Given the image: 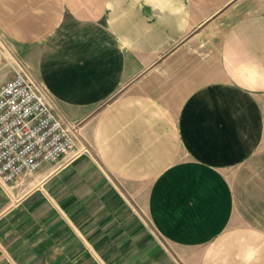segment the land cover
I'll return each instance as SVG.
<instances>
[{"label": "crops", "instance_id": "1", "mask_svg": "<svg viewBox=\"0 0 264 264\" xmlns=\"http://www.w3.org/2000/svg\"><path fill=\"white\" fill-rule=\"evenodd\" d=\"M0 38L76 136L0 178V264H264V0H0Z\"/></svg>", "mask_w": 264, "mask_h": 264}, {"label": "built area", "instance_id": "2", "mask_svg": "<svg viewBox=\"0 0 264 264\" xmlns=\"http://www.w3.org/2000/svg\"><path fill=\"white\" fill-rule=\"evenodd\" d=\"M76 136L26 69L0 85V178L12 182L74 150ZM87 151L82 146L76 155Z\"/></svg>", "mask_w": 264, "mask_h": 264}, {"label": "rangeland", "instance_id": "3", "mask_svg": "<svg viewBox=\"0 0 264 264\" xmlns=\"http://www.w3.org/2000/svg\"><path fill=\"white\" fill-rule=\"evenodd\" d=\"M17 65L16 59L12 58L10 54V44L0 41V80L5 81L10 77L12 66Z\"/></svg>", "mask_w": 264, "mask_h": 264}]
</instances>
